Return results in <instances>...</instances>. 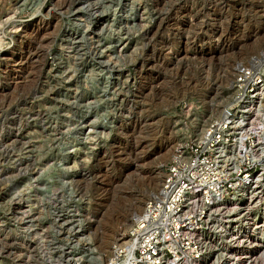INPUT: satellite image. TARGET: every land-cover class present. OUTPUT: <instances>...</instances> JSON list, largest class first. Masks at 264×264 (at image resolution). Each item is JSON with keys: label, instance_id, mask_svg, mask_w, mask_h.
<instances>
[{"label": "rangeland", "instance_id": "1", "mask_svg": "<svg viewBox=\"0 0 264 264\" xmlns=\"http://www.w3.org/2000/svg\"><path fill=\"white\" fill-rule=\"evenodd\" d=\"M256 53L264 0H0V264H98L159 183L153 153L197 138ZM255 170L211 212L208 262L264 264Z\"/></svg>", "mask_w": 264, "mask_h": 264}, {"label": "built area", "instance_id": "2", "mask_svg": "<svg viewBox=\"0 0 264 264\" xmlns=\"http://www.w3.org/2000/svg\"><path fill=\"white\" fill-rule=\"evenodd\" d=\"M263 161L264 55L256 53L234 62L224 104L207 119L197 138L175 144L158 165L157 187L129 218L120 238L103 258L90 255V261L195 264L202 258L206 262L203 234L218 205L208 215L209 207L230 190L245 188L243 195L255 190L261 177L255 167ZM242 227L247 237L248 223L242 222Z\"/></svg>", "mask_w": 264, "mask_h": 264}, {"label": "bare ground", "instance_id": "3", "mask_svg": "<svg viewBox=\"0 0 264 264\" xmlns=\"http://www.w3.org/2000/svg\"><path fill=\"white\" fill-rule=\"evenodd\" d=\"M56 4H57V2H56ZM38 15H40L39 14V9L38 10H35L34 13L32 14V16L30 18L31 19L30 20V23H27V24L20 23V24H18V26H20L19 27L20 29L18 28L15 32L20 31L19 33H25L28 29H31V27L33 28L35 26V22L34 21H36L37 19H40ZM34 30H35V28H34ZM7 47H8V51L2 54L3 55V57H2L3 59H5V60H12V61H15L16 60L17 63L20 62V61L23 62L24 60H26V59L23 60V57L21 55V53H22L21 50L20 51H17V47L18 46H17V44L15 42H13V44H9ZM23 63H25V62H23ZM162 148L165 150L164 147H159V148H157L156 152L153 153V154H158L160 157H164V159H167L168 156H169V154H170L169 153L170 152L169 150H171V148H167L163 153H161V151L163 150ZM259 174L260 173H258V171L254 172L253 176H254V179L255 180L258 179ZM245 190L246 189L245 188H242V187L241 188L239 187V188L230 190V191L226 192L225 194H223L222 197L218 200V202H221V203H229L232 206V208L233 207H237V205H234V204H237L240 201V198L243 196V193H244ZM218 202L216 201L211 207H209V209H208V215H209V212L213 209V207H215L216 205H219ZM237 212L238 211H236L235 213H237ZM118 238H120V236ZM102 240H101V242L100 241L99 242H100V245H101V250H102L101 252H103V255H102V253H97V256L98 257L104 256L105 255L104 251L109 252L110 251V248H111V247L110 248L108 247V241L107 240H105V239L103 241ZM243 252H244V250H243ZM244 256H245V254H244ZM198 262H200V264H208L207 261L206 262L202 261V258L199 259L195 264H199ZM210 264H213V263L210 262Z\"/></svg>", "mask_w": 264, "mask_h": 264}]
</instances>
